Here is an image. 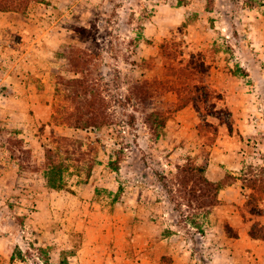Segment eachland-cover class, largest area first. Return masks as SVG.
Wrapping results in <instances>:
<instances>
[{
	"label": "rangeland",
	"instance_id": "obj_1",
	"mask_svg": "<svg viewBox=\"0 0 264 264\" xmlns=\"http://www.w3.org/2000/svg\"><path fill=\"white\" fill-rule=\"evenodd\" d=\"M81 51L100 129L57 118ZM175 78L194 101L154 91L155 136L124 97ZM61 135L74 152L51 188L44 148ZM205 157L218 192L183 190L176 165ZM0 264H264V0H0Z\"/></svg>",
	"mask_w": 264,
	"mask_h": 264
},
{
	"label": "trees",
	"instance_id": "obj_2",
	"mask_svg": "<svg viewBox=\"0 0 264 264\" xmlns=\"http://www.w3.org/2000/svg\"><path fill=\"white\" fill-rule=\"evenodd\" d=\"M163 46H161V48ZM82 54L83 58L81 59V65L78 66V64H72V67H74L73 71L75 72L74 75L80 73L81 76L68 78L61 82L65 90L63 100L66 101V104L63 107H65V109L71 108V110L63 112L61 117L57 118L67 128L82 131L91 128L100 129L110 122V115L107 113V101L102 94L101 87H99L91 76H89L88 62L91 55H89L88 51L82 52ZM149 63V59H143L141 65L146 66ZM199 64L202 69H205L204 60L199 62ZM174 69L178 75V79H180V76L183 74L182 72L188 71V68L181 66L177 68L174 67ZM159 81L160 80L157 79H137L129 86L128 94L124 97L127 101L133 99L138 106H140L143 122L149 127L151 133L155 136H158L159 129L165 126L167 115L162 110H149L146 107V103L154 94V91H162L163 88H166L167 90H175L176 92L183 93L181 95V100L185 101L184 103L187 101H194L192 92V89L194 88L193 85L188 86V84H185L182 88L175 78L172 81L167 80L169 83L160 87ZM57 91H60V88H57ZM52 139L55 146L44 148L42 163L43 175L46 184L49 187L63 188L65 185L63 172L67 167L66 159H71L70 157L74 151L70 150L68 147L62 148L61 145H71L70 143H72L74 139L66 135L52 136ZM81 145L82 144L80 143L78 150L84 155L85 151L80 150ZM120 155L121 154L117 151L115 153V158H112L109 161L114 169H118L117 164L121 159ZM207 162L208 159L205 157L200 165H176L177 171L174 177L175 181L177 180L181 188L187 192H194V187H189L188 182H192L196 186L197 182L204 183L212 190L211 192H215L216 195L220 187L218 184H215L204 176ZM89 171L90 170H88L86 174L87 176L89 175ZM120 188H122V186Z\"/></svg>",
	"mask_w": 264,
	"mask_h": 264
},
{
	"label": "crops",
	"instance_id": "obj_3",
	"mask_svg": "<svg viewBox=\"0 0 264 264\" xmlns=\"http://www.w3.org/2000/svg\"><path fill=\"white\" fill-rule=\"evenodd\" d=\"M229 189H230V187H228L226 191H228V192H229Z\"/></svg>",
	"mask_w": 264,
	"mask_h": 264
}]
</instances>
